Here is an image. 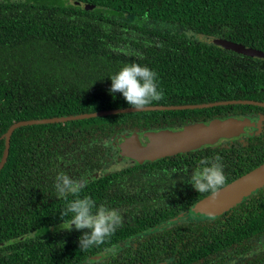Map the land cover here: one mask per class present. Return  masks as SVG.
<instances>
[{
  "label": "trees",
  "instance_id": "1",
  "mask_svg": "<svg viewBox=\"0 0 264 264\" xmlns=\"http://www.w3.org/2000/svg\"><path fill=\"white\" fill-rule=\"evenodd\" d=\"M71 1L0 0V136L19 121L131 108L119 93L115 97L109 94L108 77L133 61L156 73L161 98L146 106L178 107L259 97L264 60L199 42L193 34L264 51V0H77L97 5L93 11L82 10ZM240 107L251 106L119 113L50 127L112 126L128 120L139 128L159 129L213 120ZM45 126H21L10 138L7 163L0 171V264H106L93 263L89 258L106 249L109 241L115 242L122 228L100 245L80 250L81 232L66 228L67 223H41L42 212L38 210L37 217L24 216V210L11 214L14 197L38 199L40 180L27 175L39 171L41 164L35 160L40 154L37 150L29 156L28 152L42 143ZM205 149L196 155H221L227 158L223 163H229L231 170L235 169L232 157L243 153L240 144ZM256 167L232 178L224 172L226 183ZM234 210L254 221L240 223V242L264 234V187L235 205ZM53 224L58 226L50 231ZM202 229L201 223L187 224V232L196 230L203 242L211 241L201 232L212 233L214 245H192L189 264L213 262V258L201 257L220 245L217 225ZM139 230L133 223L129 234ZM147 242L153 243L152 239Z\"/></svg>",
  "mask_w": 264,
  "mask_h": 264
},
{
  "label": "flooded vegetation",
  "instance_id": "2",
  "mask_svg": "<svg viewBox=\"0 0 264 264\" xmlns=\"http://www.w3.org/2000/svg\"><path fill=\"white\" fill-rule=\"evenodd\" d=\"M262 71L264 72V68ZM259 88H261L259 97L244 99L258 104H237L251 107L236 108L225 116L214 118L244 117L255 124L250 130V136L219 144L226 148H233L237 144L243 147L242 154H235L232 157V166L235 164L233 170L229 163L228 165L223 163L227 158L219 155L222 158L224 172L231 178L254 165L259 166L264 163V106L262 105L264 84ZM68 122L45 124L47 126L43 128L42 143L30 148L29 156L35 154L37 150L40 154L35 160L41 164L39 171L35 174L31 171L27 175L28 178L40 180L41 187L37 190L38 199L28 195L14 197L15 201L11 199L13 202L10 206L12 215L16 211L24 210V216L37 217L38 210L42 212L41 223H62L59 213L66 208L67 201L55 197L53 182L56 174L63 172L72 179L82 182L79 195H87L97 205L103 204L113 208L121 216L119 227L122 228V235L118 236L115 242L109 241L106 249L92 255L89 259L93 263L105 261L106 264H189L187 258L191 256L192 245L207 248L213 244L212 233L200 231L203 235H208L211 241L203 242V239L197 237L196 230L187 232V224L201 223L202 230H206L208 224L212 227L217 225L215 231L221 233L218 248L208 250L206 255L201 257V259H214L207 264H264V234L252 235L240 242V223H254L250 221L251 218L245 217V213L234 210V206L216 216L204 215L195 210L196 204L209 194H199L186 181L192 174L193 168L199 166L198 162L202 158L215 159L216 156L196 155L198 150L203 152L206 147L140 163L127 157L124 138L134 133L153 132L158 128H139L137 123L128 120L123 124L112 126L59 125ZM56 123L59 124L55 128L50 127ZM169 127L174 126L159 129ZM4 135L0 136L2 148L0 162L6 147ZM249 141L251 144H248ZM10 146L11 140L9 150ZM30 167L37 170L33 164ZM228 184L230 183H225L224 187ZM48 219L51 222H48ZM133 223H136L140 230L136 234H129L132 233L130 228ZM143 223L147 226L143 227ZM57 226L58 224H53L49 230L53 231ZM65 227L69 228L68 225ZM34 234L32 233V236ZM187 234L190 235L189 238ZM150 239L153 243L147 245ZM97 256L100 258L95 259Z\"/></svg>",
  "mask_w": 264,
  "mask_h": 264
},
{
  "label": "water",
  "instance_id": "3",
  "mask_svg": "<svg viewBox=\"0 0 264 264\" xmlns=\"http://www.w3.org/2000/svg\"><path fill=\"white\" fill-rule=\"evenodd\" d=\"M70 3L85 11H93L98 7L97 5L83 3L77 0H72ZM193 35L199 42L214 45L247 57L264 60V51L202 33H194ZM237 104L248 105L258 103L247 100H231L178 107L145 106L140 110H135L133 108L124 110L111 109L101 112L85 113L78 116L15 122L4 135L6 137V147L0 162V170L7 161L11 135L15 129L21 126L66 122L78 119L84 120L119 113L143 112L149 110L196 109ZM262 105L264 106V104ZM254 127L255 124H253L250 119L234 116L230 118L208 120L201 123L187 124L184 126L158 129L153 132L134 133L124 138L123 144L127 157L140 163L149 162L161 157L172 156L186 151L189 152L203 147H215L219 144L239 140L250 136V130ZM262 187H264V163L223 187L218 197L213 198L211 194H209L196 204L195 210L208 216L219 215L239 204L252 192ZM99 258L100 256L95 257V259Z\"/></svg>",
  "mask_w": 264,
  "mask_h": 264
},
{
  "label": "clouds",
  "instance_id": "4",
  "mask_svg": "<svg viewBox=\"0 0 264 264\" xmlns=\"http://www.w3.org/2000/svg\"><path fill=\"white\" fill-rule=\"evenodd\" d=\"M108 78L111 81L109 94L115 97L119 93L135 110H140L161 98L156 73L146 65L133 61L122 66ZM198 164L186 182L199 194L218 197L226 183L222 158L219 156L214 160L202 158ZM82 186L80 180L72 179L63 172H58L53 182L55 197L67 201L66 208L59 213L61 224L65 223L67 217L70 230L74 228L81 232L78 237L79 249L86 250L100 245L109 238L120 226L121 216L115 209L103 204L97 205L87 195H79ZM70 196L73 198L69 199Z\"/></svg>",
  "mask_w": 264,
  "mask_h": 264
}]
</instances>
